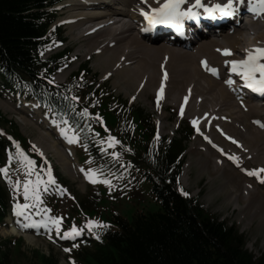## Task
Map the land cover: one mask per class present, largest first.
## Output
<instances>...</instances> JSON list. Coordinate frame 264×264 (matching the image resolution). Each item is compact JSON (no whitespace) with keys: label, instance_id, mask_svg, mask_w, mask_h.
Instances as JSON below:
<instances>
[{"label":"trees","instance_id":"1","mask_svg":"<svg viewBox=\"0 0 264 264\" xmlns=\"http://www.w3.org/2000/svg\"><path fill=\"white\" fill-rule=\"evenodd\" d=\"M52 4L49 0H0L1 87L36 102L59 125L78 133L80 149H88L103 170L111 168L131 175L136 164H141L145 169L137 172L150 181L151 195L158 206L155 213L136 212L131 221L115 214L108 216L117 230L95 229L99 237L96 242L78 244L70 250L72 263L264 264V256L256 259L245 249V238L236 227L220 221L197 199L183 194L186 192L179 183V173L190 131H182L179 138L169 143L161 140L150 145L154 135L150 117L140 108L128 107L126 101L112 96L106 86H99L87 64H81L66 84H49L58 70L70 64L68 51L43 58L52 39L61 40L59 30L48 37L56 19ZM0 126L8 128L22 149L30 150L16 126L1 115ZM109 136L119 144L101 152L97 144L106 142ZM5 148L7 142L0 138V161ZM114 152L118 156L114 157ZM122 156L134 159L133 164L116 160ZM16 157L10 162L7 175L12 186L33 177L24 175L27 160L18 154ZM26 157L34 161L35 170L46 167L34 152ZM56 180L66 184L57 177ZM44 197L46 205L53 209L54 196ZM99 202L97 193L81 197L71 205V217L65 215L63 230H68L70 222H88L90 214L100 211ZM6 210L7 194L0 185V223ZM81 229L87 232L83 226ZM4 244L0 242V248ZM36 263L58 264L53 256L41 254H37ZM0 264H9L7 255L1 252Z\"/></svg>","mask_w":264,"mask_h":264},{"label":"rangeland","instance_id":"2","mask_svg":"<svg viewBox=\"0 0 264 264\" xmlns=\"http://www.w3.org/2000/svg\"><path fill=\"white\" fill-rule=\"evenodd\" d=\"M133 1L134 3H131V6L137 2L136 0ZM148 1L151 4H153V0H148ZM220 1L221 0H217L216 2H220ZM160 2L162 3L163 0H160ZM60 5H58L55 8L57 9V13H58L55 25L58 26L64 23L66 27L65 26L61 27V31L63 33V38H64L63 44L58 48H55L54 50L60 51L62 49H65L70 51L71 52L70 57L73 58L74 61L72 65H70L68 68H65L61 70V72L57 73V75L53 78V81L56 84L65 82L67 78L70 76V74L78 69L79 64L88 63V66L91 69L92 73L96 75L98 82L100 84L103 83L104 85L106 84L108 90L110 91V93L113 94V96L128 101V103L132 107L142 109L146 115L152 118L153 124L155 125L158 131L155 138V142L158 139H162V138H164L167 141H170L172 139H177L178 137H180L179 136L180 132H182L183 130L191 129V137L188 143L186 144L187 150L185 152L184 165L182 166L181 169V172L183 171V176L180 172V181L183 183L182 184L183 188L189 194V196H191V198L198 199V202L202 206H204V208L208 210L211 214L218 217L220 221H224L229 225H233L236 228H238L239 232L243 234L245 237V241H246L245 248L255 258L264 256V225H263L264 223L260 218V216L257 215L258 216L257 218L248 217V212H241L240 209L237 208L239 206L237 202H235L234 200H232L233 202L232 201L228 202L229 198H227L225 194L223 195V193L222 194L219 193L218 195V191H217L218 189L217 187L219 186L218 178H216L215 180L212 178L213 176L210 175L208 176L202 174H200L201 176L197 175V172L195 170L196 168H194L192 164L193 153L195 152L194 149H197V151L201 152L199 148L205 152V146L198 144L199 143L202 144V142L199 139L200 133L206 134V132L195 131V127H198V123L196 124V126H193L192 121L196 120L197 122H199L197 120L198 119L197 117L194 116L191 117V114L188 112H184L183 114L180 113V111L183 110L184 106H187L188 108L191 107L192 104L189 101H185L183 98L182 100L183 102H182V101H177L174 98L168 97V91L170 90H167L165 87L171 85L172 88H176L177 87L176 83L178 82L174 80L172 77L168 76L165 82L163 83L159 82L157 84V91L155 92V94L156 95L160 94V99L162 101V104H164V106H162L163 109L158 106V100L155 97V94L152 93L154 92L153 90L155 88L151 87V89H148L147 92H144L142 94H139L135 90L133 91V89L125 88L124 85H122V82L116 79L115 75H113L110 72L103 71L98 67H95L97 66L96 65L97 62L95 61L94 58L100 56L104 52L100 51L99 49H94L91 53H89L88 56L85 57L81 56V54L84 51L83 48L80 49L82 42L78 43L75 39L73 41L71 40V38L74 37L72 36L74 32L70 31L69 28L74 20L72 19L73 17L72 15L76 14L75 13L76 11L70 12L69 9L60 10ZM62 5L64 6L65 4ZM157 6H159L157 2H154V7ZM150 7H152V5H150ZM67 17H70L71 20H66L65 18ZM120 18H122L123 21L131 23L133 25V20L129 19V15H127V17L120 16ZM250 29L253 31V36L251 35L248 36L249 40L246 41L247 42L252 41L251 43L248 44L247 42L245 43L238 40L237 36L235 34H232L229 35L226 39L224 38H221V40L217 39L220 45L217 44H213L216 46L209 45L203 52H198L196 49L184 50L183 48H181V50L187 53H191L196 57L192 66H194V68H198L197 65L198 57H202L203 59H205L208 62V64L214 63L217 59V56L219 55L215 51V49L222 50V49H227L228 47H232L231 45L228 44V41H230V39L235 36L236 38H234L232 42L235 43V46L237 47V51L240 50L242 46L246 44L251 46L250 49H254L255 47H264V21L260 23L259 26L257 25L251 26ZM135 31L137 32V30ZM135 31L133 30V32L136 34ZM66 32L69 34V36L67 35ZM238 35H240L243 40L246 39V34L245 36H242L241 33H239ZM91 36H96V34L93 33L88 34L87 38ZM76 43L79 44L78 47L74 46ZM173 47L171 46L169 48H173ZM54 50H51L48 53L52 54ZM208 53H210L209 56H207ZM211 54H213L214 58L213 56H210ZM128 63L129 62L124 63L125 64L123 65L124 68L128 66ZM161 65L163 64H160V66ZM114 66L120 68L121 64L120 62H117L114 64ZM217 66L219 67L222 66V64L219 62V58H218ZM129 67L132 68V66ZM158 70H160V68H158ZM158 70H157L158 76L160 77L161 73H159ZM161 72L168 73V69L167 70L163 69ZM144 73H145L144 76H148L146 75L148 74V72H144ZM143 79L144 77L141 79L139 84L142 83ZM199 81L202 85L207 87V83L208 81H211V79L200 78ZM162 84H163V92L161 93L160 89ZM219 84L222 85L221 82H218L217 90L220 88ZM179 92L180 90L178 89L177 93ZM21 101L23 100L21 99L20 102ZM237 102L238 101L233 99L234 104H236ZM181 103H183V105L180 107ZM17 104L18 102H15L14 97H10L9 95L4 94L3 92L0 93V105L1 106L3 105L7 107L8 110H10V112L7 113H5L4 111L2 112L0 110V114L2 115V117H4L7 121H11L12 123H14L17 126L20 134L36 147H37L36 144H38L42 148L43 147L46 148L42 140L41 141L39 140V135L41 134L46 136V138L49 140L47 141L49 146H54V150H56L60 155L62 154L64 155V153L66 154V152H68L69 160L73 165L72 166L73 170L71 172L69 166L66 163L62 164L58 162L56 157L53 155L52 150L47 149L46 152H43L44 150L38 147L41 155L47 161L48 165H50L54 170H56L61 180L67 184L66 191L59 194L60 199L56 202V209H55L56 212L53 214L55 217L62 218L63 215L69 211V207H70V203L72 202L71 201L72 199L77 200L83 195L90 194L91 191L99 194L100 196V202H99L100 211L97 212L98 214L97 213L90 214L88 220L98 221L103 225H107L108 226L107 228L111 229L112 231L117 230V227L108 219V216L110 215L116 214L121 216L125 220L131 221L133 215L138 211L145 212L147 214L155 213L158 211V206L153 200L151 195L150 181L146 178V176H141V174L137 172L138 169L139 170L145 169L141 164H136L135 169L130 172L131 175H128L126 171L116 173V171L114 170H106L102 172L100 169V163H97L94 159H91L90 155L87 156L86 153L83 152L82 150H78V154L76 153V149L73 143L68 142V139H66L65 135L61 133L59 128H56L55 123L50 121L46 116H44L41 113L40 115H36V114L31 115L30 113H26V112L22 113L21 111H18L19 108L18 106L21 105H17ZM215 104L218 105L217 101H215ZM205 108L206 106H202L199 116L203 115L202 113H204ZM221 108L219 109L220 110L219 114H221L222 112L223 114L229 113L227 110H221ZM241 108H242L241 109L242 112H247L250 115V117L247 118L248 129H252V127L253 129L257 128L254 125V123L256 122V121L254 122L255 118L258 120L260 119L262 122H264V110L260 112V115L252 116L253 113L250 112V109L247 108V105L246 107L243 106ZM233 110L235 111V109ZM28 112H35V110H33L32 107H28ZM36 113L38 114V112ZM182 116H184V118H182ZM213 118L214 116L210 115L209 119H206L207 125L210 124V121ZM230 119L231 117L221 120V121L226 120L223 122V124L225 126V129H229V132L224 129L225 133L226 132L231 134L233 133L236 134V136L232 139H229V143L223 142L221 144H229L230 147L234 150L242 149L244 145L239 144L240 142L239 140L241 138L240 130L233 127L234 122ZM203 122H205V120H203ZM23 123L26 124H24L23 126ZM220 123L221 122L218 121L216 123H212V125L210 126L211 137L212 136L216 137L215 140L213 141H216L217 138L221 140V138L218 137V134L215 132L214 128H212L216 125L220 126ZM200 127H204V126H200ZM231 128H233V130ZM220 129L223 128L220 126ZM221 132L224 131L222 130ZM255 134L259 135L258 132H256ZM244 136L246 138L249 137L248 134L246 133H244ZM261 139L264 140V134L261 135ZM233 140L236 141V143H233ZM260 144L263 145V147L261 148L262 155L261 156L258 155V157L256 156L257 158L256 157L253 158L256 159V161L255 163L250 162L254 167L252 166L251 168H249L250 169L249 171L264 168V143L262 141L259 142L257 148L259 147ZM257 148L247 149V150L243 149L241 152L242 157L247 158L248 155L247 152L255 149L257 150ZM226 151L228 153H233L231 149H227ZM260 157L263 158L261 159ZM116 160L120 161L123 164L126 163V161L130 162V164H133L134 162V159L126 156L125 157L122 156L121 159L116 158ZM226 163L227 162H224V164ZM251 164L249 165V167L251 166ZM226 165L228 166V164ZM240 165L242 166L241 162L239 163V166L236 165V167H238L239 169ZM246 167L247 166H245V169ZM89 170H91L92 173H95V179L97 181L96 183H92V181L88 178ZM261 175L264 176V173H261ZM105 179L111 182V186L102 183V181ZM236 184L238 188V190H236L237 194L233 192L231 194V199H233L234 196L238 198L239 195H241V197L246 199L248 198L251 201L250 206H252V204L255 202H259L260 204H262L260 201L263 200V198L261 197H264V184L260 183L258 180H255L254 176H248V175L246 177L243 176L241 177V180ZM227 188L230 187L227 186ZM9 208L10 210L8 217L0 225V242L5 243L3 246H1L0 252L7 255L9 264H37L36 263L37 254H41L45 256H53L57 260L58 264H70L67 260V258L69 257L68 253L67 251H65L66 245L54 239V237L51 234L49 235L38 234V232H36V230H38V226H33L35 231L23 230L21 232V230L25 227L26 221H20L17 217H13V216L11 217V210L13 209V205L11 204V202ZM251 210L256 211L255 209H251ZM257 212L261 215V217L264 214L260 208L257 209ZM13 229L16 230V232ZM15 244L20 246L19 253L16 252L17 247L15 246Z\"/></svg>","mask_w":264,"mask_h":264},{"label":"bare ground","instance_id":"3","mask_svg":"<svg viewBox=\"0 0 264 264\" xmlns=\"http://www.w3.org/2000/svg\"><path fill=\"white\" fill-rule=\"evenodd\" d=\"M63 1L66 3L64 6H62L61 9H69L70 12L76 11V14L72 15V19L74 20L69 28L70 31L74 32L72 35L74 37L71 38V40L73 41L75 39L78 43L82 42L80 49L83 48L84 51L81 56H88L89 53H91L94 49H99L100 51L104 52L100 56L94 58L97 62V66L95 67H98L103 71L110 72L115 75L116 79L121 81L122 85H124L125 88L133 89V91L135 90L139 94H142L144 92H147V90L151 89L152 87L155 88L153 90L154 92H152L155 94V92L157 91V84L159 82L163 83L166 81L162 77V74L165 72L161 71L163 69H168V76L172 77L178 82L176 83V88H172L171 85L165 87L167 90H170L168 91V97L174 98L177 101H182L183 98L185 101H189L192 105L190 108L184 106L183 113L188 112L191 114V117H197V120L199 122L198 127H196V131L198 128L199 132H206L205 135L207 139H205V141L203 142L200 140L202 144H198L205 146V152L199 148L201 152L197 151V149H194L195 152L193 153L192 164L194 168H196L195 170L197 172V175H210L213 176L212 178L215 180L216 178H218V195L219 193H223V195L225 194V196L229 198L228 202L234 200L239 204L237 208H239L241 212H248V217L257 218V215H259L264 223V214L261 217V215L257 212V209L260 208L264 213V197H261L263 198V202L260 201L262 204H260L259 202H255L252 204V206H250L251 201L248 198H243L239 194L238 198L234 196L233 199H231V194L233 192L237 194L236 190H238V188L236 183L241 180V177H246L247 172L250 170L249 168L253 166L250 162L255 163L256 159L253 158H255L256 156L258 157V155H262L261 148L263 147V145L260 144L257 148L259 142L262 141L264 143V140L261 139V135L264 134V126H262L264 125V122L259 119L262 122L261 128L253 129L252 127V129H248L247 118L250 117V115L247 112H242L241 107H246L247 105V108H249L250 112L253 113L252 116L260 115V112L264 110V102H262L261 104H256L251 100L238 98L233 93L234 89L226 87L225 84H219L220 88L217 90V80H219V78L213 79L202 72V69H204L205 67L201 64V62L206 60L202 57L197 58V65L199 68L198 70V68H194V66H192L196 57L191 53H187L181 50V48H183L184 50L196 49L198 52H203L209 45H220L217 39H226L229 35L232 34H235L238 40L246 43V40H249L248 36H253V31L250 29V27L253 25L259 26V24L264 21V14L260 15L259 24L258 22H250L247 27L238 26L234 29H231L230 31L223 30L218 34H215L214 36H205L203 35V33H200L196 39L191 40L184 45H177L174 47L172 46L173 48H169L171 47V45L169 44L157 43L150 38H143L142 35L135 31L137 29H135L131 23L123 21L122 18H120V16L127 17V15H129V19L133 20V24L136 22L137 16L133 15V12L131 10V3H134L133 0H109V4L103 8H98L95 5H91V2H89V0ZM136 1L143 8H149L150 5L154 7V2H156V0H153V4H151L148 0L147 3H144L143 0ZM65 19L71 20L70 17H67ZM133 30L136 32V34L133 32ZM92 33L96 34V36L87 38V35ZM239 33H241L242 36H245L246 34V39L243 40L242 37L238 35ZM67 35L69 36L68 33ZM236 36L228 41V44L232 46L227 48L230 49L231 52H233V55L231 57H225L222 52L215 49V51L219 54L218 56L216 54V61L212 64H208L207 62L208 67L213 66L216 69L218 68L220 70V75L226 70V65L228 64L226 62H229L233 59L239 60V57L241 55L246 54L245 49L252 50L250 49L251 46L247 45L248 43L252 42L249 41L246 45L242 46V48L237 51L235 43L232 42L234 38H236ZM74 46L78 47L79 44L76 43ZM209 54L210 53H208L207 56H209ZM213 54H211L210 56H213ZM218 58L219 62L222 64L221 67L217 66ZM117 62H120V68L114 66V64ZM125 62L129 63L128 66L124 68L123 65H125ZM160 64L163 65L160 66ZM129 66H132V68H130ZM158 68H160V70H158ZM157 70L159 71V73H161L160 77L158 76ZM144 72H148V74H146L148 76H144ZM143 77V84H139ZM199 77L211 79V81H208L207 87L200 83ZM178 89L180 90L179 93H177ZM233 99L238 101L236 103L237 105L233 103ZM215 101H217L218 105L215 104ZM182 105L183 103L180 104V107ZM158 106L160 108L164 106L161 99H159ZM202 106H206V108L204 110V113H202L203 115L199 116ZM220 108L221 110H227L229 113L223 114L222 112L221 114H219ZM233 109H235V111ZM0 110L2 112L4 111L5 113L10 112V110H8V108L3 105L1 106ZM210 115H213L214 118L210 121V124L207 125L206 119H209ZM228 117H231L230 120L234 122L233 127L240 130L241 138L239 140L240 142H238L240 145H244L242 149L234 150L230 147L229 144H221L223 142L229 143V137L232 139L236 136V134L233 133H225V130L229 132V129H225V126L223 124V122L226 120H221ZM182 118H184V116H182ZM203 120H205V122H203ZM256 120L258 119L255 118L254 121ZM218 121L221 122L220 126L223 129H220V126L218 125L212 128H214L215 132L218 134V137H220L221 140L217 138L216 141H213L216 137H211L210 126L212 125V123H216ZM24 124L26 123H23V126ZM231 129L233 130V128ZM222 130L224 131V133L222 136H220V132ZM256 132H258L259 135L255 134ZM244 133L248 134L249 137L246 138L244 136ZM39 140H42L46 148H42L41 146L36 144L37 147L43 149V152H46L47 149L52 150L53 155L56 157L58 162L62 164L66 163L72 172L73 165L69 160L68 152H66V154L63 152V156L60 155L56 150H54V146H49L47 142L49 140L44 135L40 134ZM247 145H249L250 147ZM254 148H257V150L255 149L252 151H248L247 158L242 157L241 152L243 149L247 150ZM227 149H231L233 153H228L226 151ZM229 156L237 157L238 164L241 162L242 166L240 165L238 169V167H236L237 163H234L232 160H230L228 158ZM224 162H227L226 164H228L229 167L224 164ZM250 164L251 166L249 167ZM245 166H247L246 169ZM181 174L183 176V171L181 172ZM254 178L255 180H257L256 177ZM227 186L230 188H227ZM251 209H255L256 211H253ZM14 231L16 232V230Z\"/></svg>","mask_w":264,"mask_h":264},{"label":"snow or ice","instance_id":"4","mask_svg":"<svg viewBox=\"0 0 264 264\" xmlns=\"http://www.w3.org/2000/svg\"><path fill=\"white\" fill-rule=\"evenodd\" d=\"M143 2L147 3V0H143ZM156 2L159 6L151 7L150 11H141V15L148 21L149 25V27L143 29L145 32L152 31L153 27L156 25H165L182 33L186 21H195L199 23V19L202 14L205 19L216 20L219 18L236 16L240 12L241 8H246L248 12L257 16L264 14V0H226L224 3H213L211 0H163L162 3L160 0H156ZM217 51L222 52V54L226 57L232 55L230 49H217ZM226 63H230L231 72L240 76L245 82L247 88L251 89L253 92L264 95V47H255L252 50H246V57L244 59H233ZM201 64L213 75L218 74V70L216 68L208 67L207 61H202ZM167 78L168 74L165 72L164 79L166 80ZM226 83L231 84L233 81L227 80ZM160 92H163V84L161 85ZM73 99H76V97H73ZM159 99L160 94H158L157 97L158 101ZM181 114H183V110H181ZM85 115H87V111H85ZM64 123L67 124V121ZM192 123L193 126H196L198 122L193 120ZM197 131H199L198 128ZM62 134L65 135L69 143H73L77 140L75 135L69 136L67 130H62ZM205 138L207 139V137ZM229 139L231 138L229 137ZM101 143H104V141H101ZM233 143H236V141L233 140ZM116 144H119V141L116 140L115 137L109 136V147H114ZM113 156H118V153L114 152ZM228 158L234 163H237V166H239L237 157L229 156ZM24 159L27 160L25 175L28 177L35 175L36 179L34 181L31 179L24 180L23 196L26 203L22 205L17 204L14 209L15 214L17 216H24L27 209L34 208L37 215H42V219L38 222L33 221L32 226H39L42 224L47 228L49 225H52L55 227L57 234H59L61 231V218L48 215L50 211L49 209L45 208L41 212L39 208V205L42 203L41 185H44V190L46 191L48 184L55 183L51 176V172L49 170L48 179L46 181L42 180L39 173H36L32 167L34 165V161L28 160L27 157ZM0 172H4L6 175L7 169H0ZM261 173H264V168L248 171L247 175L256 177L260 183L264 184V176H262ZM88 178L92 181V183L97 182L95 179V173H92L91 170H89ZM19 183L20 182L17 181V188L19 187ZM102 183L111 186V182L107 179L103 180ZM183 194L185 196L188 195V193ZM28 201H31L32 203L30 204ZM86 227L89 231H91L93 229L106 228L108 226L103 225L98 221L89 220ZM81 231L82 229H78L75 225H73L70 231L63 234V238H75L80 235ZM97 239H99V237H97ZM65 251H69V249H65Z\"/></svg>","mask_w":264,"mask_h":264}]
</instances>
